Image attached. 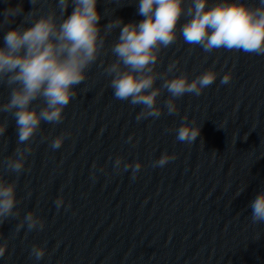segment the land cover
Wrapping results in <instances>:
<instances>
[{"label": "clouds", "instance_id": "obj_1", "mask_svg": "<svg viewBox=\"0 0 264 264\" xmlns=\"http://www.w3.org/2000/svg\"><path fill=\"white\" fill-rule=\"evenodd\" d=\"M30 3L33 9L27 14L17 5L5 9L3 20H0V29H3L13 24L17 16L24 17L17 27H9L3 37V46H0V85L11 89L8 101L0 103V113L11 114L15 119L18 137L13 155L5 158L3 163L6 170L17 177L26 171L25 163L33 152L31 142L40 132L42 121L53 125L63 122L64 109L77 95L76 87L86 80L87 70L101 56L106 38L123 24L120 18L110 20L101 35L97 0H71L74 9L67 17L69 0H57L59 18L57 12L51 10L37 18L35 6L38 0H30ZM138 14L145 19L123 24L118 40L111 45V53L116 59L104 68L111 77L114 97L128 101L132 106H142L136 116L138 122L162 115L158 97L165 90L169 98L164 101V108L169 115L178 114L174 101L185 94L201 95L217 79L218 73L213 70H207L191 81L185 74L169 79L168 73L177 68L176 61L169 63L164 73L155 71L161 49L176 43L178 26L187 44L200 46L207 53L225 49L264 56V0L252 3L215 0L211 6L209 0H191L187 8L185 0H139ZM182 16L189 19L180 25ZM26 24L29 26L25 27ZM157 79L163 81L159 87H155ZM231 80V74L226 73L220 83L229 84ZM37 100H41L43 106H33ZM183 120L185 122L175 130L176 139L192 143L200 137L201 126L187 123L186 116ZM8 126L6 119L0 120V137L5 135ZM218 128L223 129L222 126ZM68 135L70 133H62L55 137L50 147L59 149ZM131 139L129 137L128 141ZM21 144L24 146L20 147ZM175 158L174 154L163 153L152 166L164 167ZM142 167L141 162L125 163L120 156L113 162L117 173L131 169L132 179ZM16 187V181L8 182L0 175V225L9 218L20 216L17 205L21 201L16 197ZM54 203L59 211L65 204L63 196ZM250 208L251 222L264 223V191L250 203ZM25 225L28 232L42 231L45 222L29 211L16 225L15 232L19 233ZM2 244L0 257L4 256L8 243L3 241ZM45 254L46 248L39 245H33L29 253L37 261Z\"/></svg>", "mask_w": 264, "mask_h": 264}]
</instances>
